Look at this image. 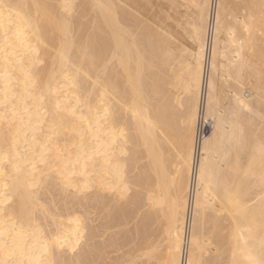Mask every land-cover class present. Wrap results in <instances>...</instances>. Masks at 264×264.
<instances>
[{"label":"bare ground","instance_id":"6f19581e","mask_svg":"<svg viewBox=\"0 0 264 264\" xmlns=\"http://www.w3.org/2000/svg\"><path fill=\"white\" fill-rule=\"evenodd\" d=\"M123 1L0 0V264H264V0H182L195 54Z\"/></svg>","mask_w":264,"mask_h":264},{"label":"rangeland","instance_id":"374dc122","mask_svg":"<svg viewBox=\"0 0 264 264\" xmlns=\"http://www.w3.org/2000/svg\"><path fill=\"white\" fill-rule=\"evenodd\" d=\"M134 1L131 2V0H128V1H123V3H124V6H126L127 9L129 8L128 10H130L132 14L134 12V15L138 16L137 18L139 19V21H141L140 23L143 24L145 28H147V29L148 28L149 29L152 28V30H154L153 32H157V30L159 31L161 29L159 31L161 34H164V33L166 34L167 33L166 35L164 34V36L167 37L169 35L168 37H170L169 39L171 40V42L174 45V47H175V45H179V46H176L175 48L173 47V49L176 52L180 48L181 49L184 48L183 50L186 49L185 51L187 53L190 52L189 54H191V53L195 54V53L198 52L197 51L198 50L197 42H196L195 37L193 35V32H192V30H191V28L189 26V22L191 21L192 17H194L193 14H195L197 12V11L194 10V8L191 9V7H190L191 5H188L187 4L189 6V10L190 11H186V10H188V6L185 9L186 3L183 2L182 0H181L182 2L180 0H177V1L175 0L174 3H173L174 0H134ZM175 3H178V4H175ZM134 4H137V5H134ZM180 5H182V6H180ZM187 15H189L191 17V19ZM195 16H196V14H195ZM186 18H188V19H186ZM263 25L264 24H262V25L261 24H258L256 26L259 27L258 29L262 30V28L264 27ZM258 29L256 28L254 30V32L256 34L254 32H252L254 34L251 33V36L252 37L249 35V38H252V39L255 40V37H257L256 40L257 41L260 40L261 42L260 41H258V42H260L261 45H262V43L264 44V36H263L264 30H262V32L261 31L259 32ZM257 33H259V35ZM260 33H262V36L260 35ZM253 35H254V38H253ZM261 45L258 43V45L256 46V48H258L257 49L258 51L261 50L262 53H263L264 50L262 49L263 46H261ZM176 48H178V50ZM257 50H254V54L251 53V52H250L249 55L247 54L248 60L250 59L249 62H248L249 65L250 64H253V63L254 64L253 65H250V69H249V67L247 68V71H250L249 73L247 72L248 75L246 74V71L243 74L244 80H246L245 83L246 82L247 83L248 82L250 83L249 85L248 84L245 85V83L243 81V86L245 87V88L244 87L243 88H244L245 91H249L250 89H252L255 92V88H253L252 85L254 83L255 84L257 83V85H256V87H257L258 84H259V87L258 88L261 87L260 89H262V90H260L258 92H255V93L252 90H250V91L253 92V94H254L253 95V98L256 97V100H260L261 104L263 103L262 105H264V102H263L264 101L263 100L264 99V92H263L264 91V88H263L264 86L261 85V84H264V79H263V77H264V74H263L264 73V69H263L264 68V60L261 58L262 55L264 56V54H260L259 52H258L259 53L258 54L257 53ZM255 57H258V58H255ZM251 59H252V62L253 63L251 62ZM188 61H190V57L188 58ZM258 61H260V63ZM261 61H263V62H261ZM221 62H224V60H220V63ZM254 69H256V70H254ZM221 70H219V72H218L219 74L217 73V87H218L217 88V91H218V95L221 94L220 96L224 98L223 99V104L225 106L229 104L228 106H226L227 107V110L230 109V108H232L230 112L229 111H226V113L228 112L227 113L228 116H229V114H232V115H230L231 118L234 119V120H236L235 124H237L239 126L238 129L241 130L240 137H239V140L238 141L240 143L243 142V145H245L246 147L247 146L253 147V150L255 148L261 147L262 143L260 141V139H261L260 136L257 135L256 137H254V134H253V130L256 131V128H254V124H253L254 119L251 120V118L249 117V113L248 112H245V111L244 112H241V111H239L237 104L234 102V100L233 101L231 100V98L233 96H232V93L230 91H232V90L235 89V84L236 83L235 82L232 83L233 82L232 80L229 81V83L227 82L228 84L226 83V81L224 82L225 79H224V77L222 78V76H223L222 75L223 74L222 73L223 70L222 71ZM260 71H263V72H260ZM251 74H252V77H251ZM257 75H258V77H257ZM250 77L252 79L254 78V81ZM260 77H261V80H260ZM245 78H247L248 80L245 79ZM260 81H262L263 83L260 82ZM230 82L233 85L232 84L230 85ZM255 84H254V87H255ZM229 86H232V87L229 88ZM257 93H260V96L263 93V96H261V97H263V99H261V97L258 98L259 96H258ZM252 105H253L252 106L253 110H256L257 108H260V107L257 106L256 101L254 103H252ZM261 111H262V115H264V112H263L264 111V107H263V110H262V107H261ZM210 130H211V128L209 126L207 128V130L206 129L204 130V132L205 131L206 132H209ZM255 134H256V132H255ZM250 136L254 138V141L249 140V137ZM241 149H242V147H239V150L240 151H241ZM240 151H239L238 159L240 160L241 166H244V165H246V163H247V161L249 159V154L246 151H244V150L241 151V152Z\"/></svg>","mask_w":264,"mask_h":264}]
</instances>
